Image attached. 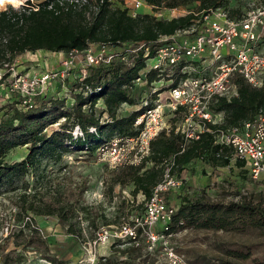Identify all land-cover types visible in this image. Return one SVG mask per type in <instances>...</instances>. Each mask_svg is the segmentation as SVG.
<instances>
[{
  "label": "trees",
  "instance_id": "trees-1",
  "mask_svg": "<svg viewBox=\"0 0 264 264\" xmlns=\"http://www.w3.org/2000/svg\"><path fill=\"white\" fill-rule=\"evenodd\" d=\"M77 2L78 0H26V5L18 9L8 6L0 11V68L27 51H79L89 43L145 42L152 54L161 36L188 28L204 11L228 7L233 17L242 13V10L231 7L229 0H143L153 9H174L190 5L195 8V12L191 14L164 20L149 13L138 12L132 16L128 9L117 6L112 8L111 0H95L96 12L88 19V6ZM144 59L143 51L139 50L130 67L118 61L92 67L93 72L76 84L77 87L82 86L83 91L73 93L71 106L66 105L65 98H50L27 109L13 107L12 113L7 111L5 116L0 117V186L28 173L29 168H35L41 158L59 159L63 152L72 150L90 152L114 135L137 134L138 130L132 125L133 120L144 107L127 117L120 116L118 109L124 103H137L133 96L136 88L133 81L144 67ZM156 78L154 71L148 72L149 82ZM233 82L237 87V95L229 100L219 98L212 105V110L224 114L222 123L209 126L214 133L217 129L239 127L264 111V85L252 87L240 76H235ZM85 87L89 90L84 89ZM98 100H102L104 104L99 110L95 108ZM105 113L107 117L101 119ZM75 127L79 128L80 133L74 134ZM213 132L206 131L199 139L190 142H185L180 134L161 132L150 141L149 154L140 164L114 170L112 184H132L133 193H141L146 199L162 177L163 161L171 156L179 171L190 162L203 158L212 163L228 165L232 160L231 149L215 144ZM23 145L28 150L26 156L22 160L9 162L6 159L7 153ZM234 162L245 176L247 170L244 162ZM148 163L151 164L150 167L146 166ZM38 202L37 205L29 204L24 207L25 213L32 217L37 214L57 215L64 220L71 207L69 199L63 197L62 193ZM173 219L174 222L182 220L183 226L205 229L233 230L249 225L259 228L264 227V208L259 202H254L253 198L242 194L239 201L227 203L184 198ZM24 226L28 229L32 227L35 232L28 241H32L36 248L38 246L49 251L31 218ZM140 230L141 228L137 231ZM20 232L22 234V230ZM126 251L124 249L122 252ZM234 256L246 257L241 253H235ZM99 264H117V258L111 257Z\"/></svg>",
  "mask_w": 264,
  "mask_h": 264
},
{
  "label": "rangeland",
  "instance_id": "rangeland-1",
  "mask_svg": "<svg viewBox=\"0 0 264 264\" xmlns=\"http://www.w3.org/2000/svg\"><path fill=\"white\" fill-rule=\"evenodd\" d=\"M16 1L0 4V11L8 6L18 9L26 5V0ZM77 3L88 6L86 15L91 19L96 12L95 0H78ZM111 3L112 8L117 6L129 11L134 7V0H111ZM262 3L263 0L228 2L232 8L242 11L251 5ZM138 11L165 20L191 14L195 12V8L190 5L174 9H153L142 0ZM59 54L43 49L34 53L25 52L19 55L16 63H52ZM35 70L38 72L37 68ZM92 72L91 66L76 63L67 77L52 80L46 95L35 97V103L39 104L50 98H65L66 105L71 106L73 93L77 92L74 88L80 77L83 73L87 76ZM4 73L5 69L1 67L0 82L3 81L1 78H4ZM135 87L133 96L137 103L122 104L118 109L120 116L127 117L143 105V96L146 95L148 87ZM21 98L20 95L5 96L0 92V117L5 116L7 111L12 113V108L19 104ZM103 107V101L98 100L95 108L99 110ZM106 117L105 113L101 119ZM27 152L25 145L19 146L9 151L6 159L9 162L19 161ZM127 153V148L119 155H112L108 151L98 153L96 150L65 151L59 159L41 158L35 168H29L28 173L0 186V264H99L111 257L117 258V264H167L166 251L169 249L182 256L188 264H264V227L249 225L233 230H216L188 225L183 226L180 232L150 243L136 220V217L139 220L143 212L142 194H134L132 184L113 185L111 182L114 170L126 166L124 161L130 157ZM146 166L150 167L151 164ZM173 176L179 184L166 193L165 198L177 209L184 198L227 203L239 201L240 194L253 198L254 202H259L264 208V180H250L247 172L244 176L243 170L235 165L233 159L228 165L212 163L204 158L196 159L185 165L182 171L175 169ZM58 193H62L70 201L71 207L64 220L57 215L37 214L33 218L31 214L28 216L25 213L24 207L27 205H37L39 200H46ZM30 218L32 224L38 227V234L49 251L38 246L36 248L32 241H28L35 233L32 227L28 229L24 226ZM123 225L135 229V240L129 234H124L112 237L104 246L92 245L100 229L106 227L118 232ZM124 249L127 251L123 253ZM235 253L244 254L246 257L237 258Z\"/></svg>",
  "mask_w": 264,
  "mask_h": 264
},
{
  "label": "built area",
  "instance_id": "built-area-1",
  "mask_svg": "<svg viewBox=\"0 0 264 264\" xmlns=\"http://www.w3.org/2000/svg\"><path fill=\"white\" fill-rule=\"evenodd\" d=\"M141 5L142 0H134L130 14L135 16ZM158 42L152 54L145 42L89 43L83 50L64 52L55 69L29 75L17 70V57L3 65L0 92L5 96L20 95L16 108H31L36 104L35 97L46 95L52 80L67 77L76 63L94 67L118 61L130 67L136 53L142 50L144 67L133 83L147 86L148 91L143 96L144 110L133 120L137 134L114 135L95 149L119 155L127 148L130 157L124 163L138 165L149 154L150 141L161 132L180 134L185 142L199 139L206 131L213 132L209 126L222 123L224 114L212 110V105L219 98L229 100L237 95L235 76L244 78L252 87L264 85V3L251 5L234 17L228 7L211 8L188 28L161 36ZM150 71L157 78L149 82ZM85 77L83 73L79 80ZM74 90L83 91L82 86ZM75 130L80 133L78 127ZM214 134L215 144L231 149V159L244 162L250 180H264V111L239 127L217 129ZM175 167L173 156L165 159L162 177L150 197L142 195L143 212L136 220L150 243L180 232L184 225L182 220L174 222L177 208L165 198L179 184L173 176ZM135 233L129 225H123L118 232L105 227L96 233L92 245L104 246L112 237L124 234L135 240ZM166 263L188 264L172 249L166 251Z\"/></svg>",
  "mask_w": 264,
  "mask_h": 264
},
{
  "label": "crops",
  "instance_id": "crops-1",
  "mask_svg": "<svg viewBox=\"0 0 264 264\" xmlns=\"http://www.w3.org/2000/svg\"><path fill=\"white\" fill-rule=\"evenodd\" d=\"M60 53L58 55V57L55 58V61H53L52 63H50L49 61H45L42 63V61H38L37 63H32L30 61H22V62H26L27 64H24V65H18L17 64V70L23 74H32V73H35L36 72V68H37V71H44V70H48V69H51L53 67H56L59 60L63 57V55L65 54L64 52H58ZM63 54V55H62ZM34 66H38V67H35Z\"/></svg>",
  "mask_w": 264,
  "mask_h": 264
},
{
  "label": "bare ground",
  "instance_id": "bare-ground-1",
  "mask_svg": "<svg viewBox=\"0 0 264 264\" xmlns=\"http://www.w3.org/2000/svg\"><path fill=\"white\" fill-rule=\"evenodd\" d=\"M16 0H0V4H4V3H16Z\"/></svg>",
  "mask_w": 264,
  "mask_h": 264
}]
</instances>
